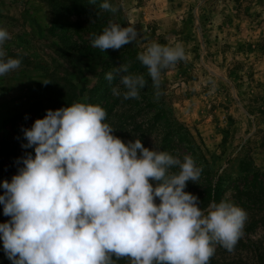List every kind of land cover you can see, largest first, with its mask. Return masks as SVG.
Masks as SVG:
<instances>
[{
  "label": "rangeland",
  "instance_id": "rangeland-1",
  "mask_svg": "<svg viewBox=\"0 0 264 264\" xmlns=\"http://www.w3.org/2000/svg\"><path fill=\"white\" fill-rule=\"evenodd\" d=\"M102 2L92 7L106 11ZM110 3L117 8L109 14L112 21L118 17L138 31L128 45L136 55L153 42L184 46L185 58L162 71L160 88L149 81L139 99L113 95L118 81L108 85L105 75L123 63L106 64L105 52L83 57L68 50L62 34L51 29L55 16L46 0H0V27L11 34L3 47L7 57L21 60L18 69L0 76V125L35 108L43 118L46 110L74 102L104 106L106 122L124 142L140 139L150 150L193 158L201 174L185 191L196 195L202 208L227 198L247 212L234 250L217 244L209 264H264V196L257 203L239 196L240 176L264 172V0ZM68 20L86 25L91 19L70 14ZM159 110L167 117L158 116ZM26 119L25 125L36 120L33 112ZM177 123L188 140H177ZM216 182L221 192L208 197ZM113 259L131 264L127 257ZM0 264H11L2 241Z\"/></svg>",
  "mask_w": 264,
  "mask_h": 264
},
{
  "label": "clouds",
  "instance_id": "clouds-1",
  "mask_svg": "<svg viewBox=\"0 0 264 264\" xmlns=\"http://www.w3.org/2000/svg\"><path fill=\"white\" fill-rule=\"evenodd\" d=\"M99 7L117 11L110 0ZM138 35L134 25L109 22L92 46L120 50ZM10 39L0 27V76L21 65L7 57L3 46ZM184 58L179 42H153L137 55L157 90L162 71ZM105 79L118 81L111 91L124 99H139L148 84L128 64L114 66ZM106 119L99 104L74 102L22 128V147L35 155L18 158L17 174L0 184V205L10 217L0 223V241L11 264H114L113 257L131 264H209L217 244L233 251L247 212L227 198L202 208L185 191L201 174L191 156L150 150L140 139L124 142Z\"/></svg>",
  "mask_w": 264,
  "mask_h": 264
},
{
  "label": "trees",
  "instance_id": "trees-1",
  "mask_svg": "<svg viewBox=\"0 0 264 264\" xmlns=\"http://www.w3.org/2000/svg\"><path fill=\"white\" fill-rule=\"evenodd\" d=\"M50 7L51 13L55 18L52 21V30L59 31L62 35L59 38L67 43L65 46L68 50L77 53L80 56L86 57L96 53L102 52L98 48L92 46V40L94 34L102 33L104 27L108 26L109 22H113L109 14L111 11L99 12L97 9L92 7L90 0H46ZM99 0H96V3ZM75 14L78 17L84 16L90 18L86 25L76 24L69 22L68 16ZM114 23L125 26L122 19L115 17ZM84 32L87 37H84ZM107 60L106 64L114 65L117 63H123L129 65V70H136V73H140L144 66L137 59V55L128 47L124 46L120 50L108 49L106 52ZM143 74V73H142ZM145 79L151 81L148 77L147 72L144 74ZM114 82V81H113ZM108 85L109 82L107 81ZM153 106V103H150ZM104 108V106H101ZM33 112L34 118L38 116V109H31L25 111L22 114L16 115L13 118L5 120L0 125V184L3 181H11V177L17 174L18 167L22 166L18 163V158L24 157L27 153L35 155L34 150L30 148H23L24 136L22 128L31 127V125H25L26 118L29 113ZM166 111H158V116L167 117ZM176 130L177 140L183 142L188 140L185 138L184 133L180 132L182 128L181 124ZM246 175L239 177V196H244L245 199L251 202L256 201L259 196H264V172L258 173L255 171L247 172ZM4 189L0 187V195L4 194ZM221 192L219 183H215L212 191L208 192V197H215ZM257 203V201H256ZM264 204V203H263ZM10 217L3 214V206L0 205V223L9 221ZM264 224V220H261ZM253 224V223H251Z\"/></svg>",
  "mask_w": 264,
  "mask_h": 264
}]
</instances>
